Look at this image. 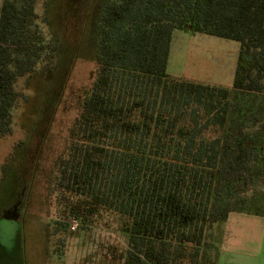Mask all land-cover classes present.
<instances>
[{
    "label": "trees",
    "instance_id": "trees-1",
    "mask_svg": "<svg viewBox=\"0 0 264 264\" xmlns=\"http://www.w3.org/2000/svg\"><path fill=\"white\" fill-rule=\"evenodd\" d=\"M35 1L0 5V138L12 134L17 81L28 87L46 73L51 80L59 66L62 40L43 45ZM94 5L88 41L96 75L43 196L56 195L63 220L88 225L110 216L127 246L120 264H214L201 254L214 228L231 213L264 216V193L239 196L245 174L257 175L251 159L264 153V139L243 134L252 123L240 106L247 94L264 95V0ZM175 30L239 44L231 89L167 74Z\"/></svg>",
    "mask_w": 264,
    "mask_h": 264
},
{
    "label": "rangeland",
    "instance_id": "rangeland-1",
    "mask_svg": "<svg viewBox=\"0 0 264 264\" xmlns=\"http://www.w3.org/2000/svg\"><path fill=\"white\" fill-rule=\"evenodd\" d=\"M55 1L50 8L52 0L35 1L34 29L45 47L62 40L59 66L51 80L46 73L38 77L40 81L31 80L28 87L22 79L17 81L22 100L12 110V134L0 138V264H120L127 246L110 216H98L88 225L78 222L72 230L71 219L60 216L63 212L56 195L48 197L45 190L43 196L53 159L77 114L80 97L96 75L88 32L89 12L97 0ZM46 10L50 27L45 23ZM238 50L239 44L233 41L175 30L166 71L172 78L231 89ZM38 82L42 87L37 90ZM243 99L240 106L252 123L243 127V134L264 139V95L247 94ZM263 158L260 153L251 159L249 165L257 175L245 174L248 185L240 198L250 200L264 193ZM262 235L264 216L231 213L222 227L212 230L206 240L208 248L201 254L217 264V245L222 239L225 256L247 249L246 243L236 239Z\"/></svg>",
    "mask_w": 264,
    "mask_h": 264
},
{
    "label": "crops",
    "instance_id": "crops-1",
    "mask_svg": "<svg viewBox=\"0 0 264 264\" xmlns=\"http://www.w3.org/2000/svg\"><path fill=\"white\" fill-rule=\"evenodd\" d=\"M222 241L223 239L220 241V244L217 245L220 249L217 253V264H264V235L253 236L251 238H249V236L243 237L242 240L236 239L235 241H239V244L246 243L247 249L245 252L232 253L230 251V254L227 255L225 253V256H223L224 253L221 251Z\"/></svg>",
    "mask_w": 264,
    "mask_h": 264
},
{
    "label": "built area",
    "instance_id": "built-area-1",
    "mask_svg": "<svg viewBox=\"0 0 264 264\" xmlns=\"http://www.w3.org/2000/svg\"><path fill=\"white\" fill-rule=\"evenodd\" d=\"M71 229L75 230L78 226V222L76 220H70Z\"/></svg>",
    "mask_w": 264,
    "mask_h": 264
}]
</instances>
